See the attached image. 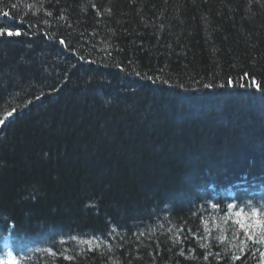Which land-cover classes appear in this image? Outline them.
<instances>
[{
  "label": "trees",
  "instance_id": "trees-1",
  "mask_svg": "<svg viewBox=\"0 0 264 264\" xmlns=\"http://www.w3.org/2000/svg\"><path fill=\"white\" fill-rule=\"evenodd\" d=\"M263 198L264 0H0V264H264Z\"/></svg>",
  "mask_w": 264,
  "mask_h": 264
},
{
  "label": "bare ground",
  "instance_id": "bare-ground-1",
  "mask_svg": "<svg viewBox=\"0 0 264 264\" xmlns=\"http://www.w3.org/2000/svg\"><path fill=\"white\" fill-rule=\"evenodd\" d=\"M259 206L261 207V211H263L264 210V198L263 199H261V201H260V203H259ZM258 211V213H260L261 211ZM264 225V224H263ZM262 228H264V226L262 227Z\"/></svg>",
  "mask_w": 264,
  "mask_h": 264
},
{
  "label": "snow or ice",
  "instance_id": "snow-or-ice-1",
  "mask_svg": "<svg viewBox=\"0 0 264 264\" xmlns=\"http://www.w3.org/2000/svg\"><path fill=\"white\" fill-rule=\"evenodd\" d=\"M8 35H13V33L9 32ZM15 35H19V33H15Z\"/></svg>",
  "mask_w": 264,
  "mask_h": 264
}]
</instances>
